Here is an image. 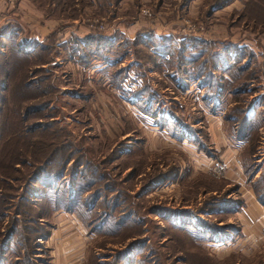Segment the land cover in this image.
I'll list each match as a JSON object with an SVG mask.
<instances>
[{"label":"rangeland","instance_id":"374dc122","mask_svg":"<svg viewBox=\"0 0 264 264\" xmlns=\"http://www.w3.org/2000/svg\"><path fill=\"white\" fill-rule=\"evenodd\" d=\"M34 176L97 264H264V0H0V229Z\"/></svg>","mask_w":264,"mask_h":264},{"label":"crops","instance_id":"0c3cea01","mask_svg":"<svg viewBox=\"0 0 264 264\" xmlns=\"http://www.w3.org/2000/svg\"><path fill=\"white\" fill-rule=\"evenodd\" d=\"M125 1L128 4L139 2ZM140 1L146 3L149 0ZM131 24L132 29L138 28L137 19ZM237 175L234 177L240 178V174ZM32 186L39 189L37 183ZM243 187L244 205L237 215L241 232L247 231L251 235V231L264 230V207L251 189ZM33 194L20 200L27 215L16 226L6 250L0 253V264H97L103 261L97 243L93 242L94 233L87 230L75 211L61 208L57 196L52 193L50 196L41 191ZM9 212L6 210V218Z\"/></svg>","mask_w":264,"mask_h":264},{"label":"trees","instance_id":"16d2710c","mask_svg":"<svg viewBox=\"0 0 264 264\" xmlns=\"http://www.w3.org/2000/svg\"><path fill=\"white\" fill-rule=\"evenodd\" d=\"M179 52L181 53V51L179 50ZM35 183H37V187L39 189H34L32 185H34ZM26 187H28L29 189H31L29 191V193L27 195L31 196L34 195L32 191H37V193H39V191H41V193L43 194H47L48 196L51 195V193L53 192V196H57V200L60 204L61 208H69L73 211H75L74 206L72 204V199L70 198V188L67 191L68 194L67 196L64 194L63 196H58V193H56V191L58 190L57 188L59 187V185L53 184V182H43V181H39L35 176L33 177L32 180H29V182H27ZM62 186V185H61ZM63 188H65V186H62ZM253 191L257 197V199L262 202L264 204V200H262L260 194L258 193V190L256 187L252 186ZM59 192V191H58ZM28 196V197H29ZM24 197L20 198V200H22ZM20 206H22V204H20V202L18 204H16V209L19 208ZM20 212L22 213H26V211L23 210V206L20 210ZM9 223V222H7ZM16 222L14 220H11V222L9 224H7V226L5 228L0 229V253L6 248L8 247V241L10 240V238L12 237V235L14 234L15 230H16V226H15ZM1 260V259H0Z\"/></svg>","mask_w":264,"mask_h":264}]
</instances>
